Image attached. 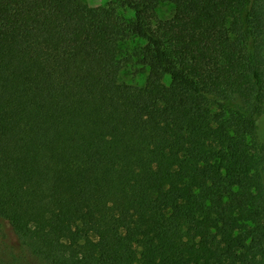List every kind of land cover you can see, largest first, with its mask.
I'll return each instance as SVG.
<instances>
[{
  "label": "trees",
  "instance_id": "obj_1",
  "mask_svg": "<svg viewBox=\"0 0 264 264\" xmlns=\"http://www.w3.org/2000/svg\"><path fill=\"white\" fill-rule=\"evenodd\" d=\"M263 117L264 0H0V264H264Z\"/></svg>",
  "mask_w": 264,
  "mask_h": 264
},
{
  "label": "rangeland",
  "instance_id": "obj_2",
  "mask_svg": "<svg viewBox=\"0 0 264 264\" xmlns=\"http://www.w3.org/2000/svg\"><path fill=\"white\" fill-rule=\"evenodd\" d=\"M91 6H105L111 3L113 0H85ZM175 5L171 2H163L158 7V15L161 19H170L175 14ZM120 11L124 14L130 15L125 8H121ZM144 42L137 38H131L123 44V55L130 56L134 48L143 44ZM129 52V53H126ZM148 69L138 62L137 58L134 62L127 65L120 74V81L131 85H144L147 79ZM170 78H166V82H169ZM262 134L264 135V117L261 122Z\"/></svg>",
  "mask_w": 264,
  "mask_h": 264
}]
</instances>
